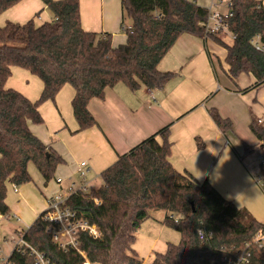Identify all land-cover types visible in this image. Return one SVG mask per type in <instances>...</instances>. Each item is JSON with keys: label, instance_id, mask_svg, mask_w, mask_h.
Wrapping results in <instances>:
<instances>
[{"label": "trees", "instance_id": "16d2710c", "mask_svg": "<svg viewBox=\"0 0 264 264\" xmlns=\"http://www.w3.org/2000/svg\"><path fill=\"white\" fill-rule=\"evenodd\" d=\"M24 0H0V16ZM54 19L37 26L8 22L0 26V217H9L8 187H22L33 179L34 164L45 183L55 178L65 160L45 145L30 129L42 125L40 107L54 101L66 85L75 89L72 101L79 130L97 125L89 112L93 99H103L105 91L124 84L132 92L145 87L163 88L175 74L161 72L159 64L183 35L212 38L226 50V74L233 82L242 74L252 75L255 84L243 92L264 86V53L252 41H264V9L259 0H232V18L227 20L235 38L228 44L222 33L209 34L205 23L209 10L192 0H122L124 44L113 46L107 33H91L81 26L79 0H41ZM14 67L38 77L44 85L41 97L32 102L20 92L6 87ZM211 118L224 133L233 130L229 119L217 110ZM167 126L134 147L101 173L102 185L80 191L75 210L84 213L101 229L94 239L81 233L79 249H61L48 233L43 213L23 231L24 241L52 264H142L133 249L136 233L155 211L168 213L164 224L180 233L178 244L169 243L154 264H237V252L248 248L249 263L264 264V247L255 244L264 232L246 209L226 200L208 181L195 180L178 172L171 164L172 144ZM251 132L264 150V120L252 118ZM162 140L159 142L157 138ZM247 154L253 150L245 148ZM260 176L264 178L261 165ZM171 216H180L176 224ZM205 232V239L199 237ZM13 264H35L28 251L14 250ZM244 264V263H242Z\"/></svg>", "mask_w": 264, "mask_h": 264}, {"label": "crops", "instance_id": "0c3cea01", "mask_svg": "<svg viewBox=\"0 0 264 264\" xmlns=\"http://www.w3.org/2000/svg\"><path fill=\"white\" fill-rule=\"evenodd\" d=\"M192 1L204 7L199 0ZM215 2L211 0V4ZM79 3L83 30L110 34L115 47L126 42L123 26L130 27L131 23L124 17L122 0H79ZM53 19V13L41 0H24L0 16V26L8 22L25 24L30 20L39 26ZM226 55V50L212 38L181 36L159 64L161 72L175 74L171 81L156 90L143 87L132 92L124 84L108 88L103 99L89 102V112L97 125L84 131L77 132L72 86H64L54 101L41 105L44 123L31 124L30 129L62 156L65 163L58 166L53 181L45 183L42 178L44 188L40 192H44V206L43 209L39 206L37 214L46 210L49 197L66 191L71 183L77 188L84 184L87 189L120 156L169 126L168 139L172 144L169 160L173 167L200 183L208 181L226 200L246 209L264 224V179L254 165L256 155L260 156L259 148L263 149L250 129L252 118L264 120V86L244 93L256 80L252 75L242 74L235 82L231 81L226 74ZM38 79L14 67L8 88L35 102L44 89ZM212 109L232 122L231 133L226 135L216 126L209 113ZM157 140L162 141L160 137ZM246 147L253 153L247 154ZM81 162L88 164L84 179L78 171ZM76 176L80 185L73 181ZM68 181L71 183L66 186ZM13 191L22 195L19 188L18 192ZM23 191L34 193L28 185L23 186ZM9 207L12 213V206ZM161 212L163 220L147 226L153 235L165 227L168 213ZM149 220L143 223L139 233Z\"/></svg>", "mask_w": 264, "mask_h": 264}, {"label": "built area", "instance_id": "2783aa9c", "mask_svg": "<svg viewBox=\"0 0 264 264\" xmlns=\"http://www.w3.org/2000/svg\"><path fill=\"white\" fill-rule=\"evenodd\" d=\"M232 0H216L215 3L211 4L209 9V17L205 23V30L209 34H230L232 40L235 36L230 33L229 25L227 20L232 18L233 12L231 9ZM226 6L227 11L225 13L218 11L220 6ZM217 9V10H214ZM259 9H264V0H259ZM213 22V25L211 24ZM252 44L257 51L264 53V41L260 37H256ZM261 122V121H259ZM259 161L264 168V150L263 153L259 156ZM87 162H81L79 164V176L81 179L86 177L88 170ZM58 183L61 181L58 180ZM14 190L18 192V187L15 185ZM80 191H87L86 185L83 184L82 187L77 188L74 183L70 184V187L61 193H57L52 197H49L46 200V210L43 212V221L48 224V233L52 236L53 241L63 250L74 249L81 253L84 257L86 254L81 252L79 249V237L81 233L88 234L94 239H99L102 235L101 229L90 219H88L84 213L75 210L74 208V199L78 196ZM173 221L178 224L181 217L180 216H171ZM14 219L20 220L18 216H14ZM199 237L201 240L205 239V232L200 231ZM15 242V240H14ZM255 244L260 247H264V232H258L255 237ZM249 248V247H248ZM248 248L237 252L234 261L236 260L237 264H247L249 263V252ZM18 252L28 251L31 256L34 257L35 264H52L49 259L42 253H39L30 245H28L24 239L23 234H20V239L15 242V247L13 249ZM12 251V252H13ZM12 254V253H11ZM5 256L2 248L0 247V264H13L10 262L9 258L11 256ZM142 264H145L144 262Z\"/></svg>", "mask_w": 264, "mask_h": 264}, {"label": "rangeland", "instance_id": "374dc122", "mask_svg": "<svg viewBox=\"0 0 264 264\" xmlns=\"http://www.w3.org/2000/svg\"><path fill=\"white\" fill-rule=\"evenodd\" d=\"M199 3L207 9H210L211 7V0H199ZM218 11L225 13L227 11V8L223 5L218 8ZM211 24L213 25V22H211ZM224 35L226 37H224L222 34L220 35V37L223 38V40L226 41L228 44H231L233 42L232 36L230 34ZM6 87H10L9 83L8 86L6 84ZM262 153L263 151L259 148V155H261ZM254 165L255 168L258 169V171L260 172L261 163L259 161V156L257 155L256 162ZM29 172L33 181L27 185L34 191V193H32V195L26 194L24 193L25 191H23V186H17L22 193L21 196H18L13 191L14 186L11 185L8 190L7 201L8 204L12 206V213L9 217H0V247L2 248L5 256H9L12 253L15 247V242L20 239V234L23 231L28 230V228L45 210H40L37 214V209H43L44 206V192H40V189L44 188V185H41L43 177L34 164L29 165ZM56 176L57 174L55 175V177ZM73 181L76 182L77 185H80L78 184L80 181L78 176L74 177ZM70 183L71 182L68 181L65 185L68 186ZM101 185L102 179L100 177H97L96 180H94L87 186V191L97 189ZM262 185H264V180H262ZM39 206L42 207L39 208ZM15 215L18 216L20 220L14 219ZM163 217L164 213L161 211L153 213L150 220L148 221V224L144 226V231L142 230L141 233L137 232L138 234L136 235L137 238L135 244L133 245V249L137 253V256L139 257L140 261L144 262L145 264H154L157 254H164L167 250V246L169 243L178 244L180 242V233L174 229L167 227L166 225L161 224L165 226L163 227L162 232L159 233V231L156 230V234L154 235L148 230V225H155L156 222L162 221ZM151 234L153 236H150ZM155 239H158V242L155 243Z\"/></svg>", "mask_w": 264, "mask_h": 264}]
</instances>
